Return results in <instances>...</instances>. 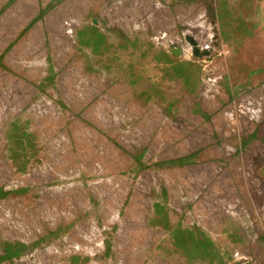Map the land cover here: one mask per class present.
Segmentation results:
<instances>
[{
    "label": "rangeland",
    "instance_id": "rangeland-1",
    "mask_svg": "<svg viewBox=\"0 0 264 264\" xmlns=\"http://www.w3.org/2000/svg\"><path fill=\"white\" fill-rule=\"evenodd\" d=\"M1 53L0 189L25 191L0 199V255L26 247L1 264H204L151 224L157 202L225 264H264V0H0Z\"/></svg>",
    "mask_w": 264,
    "mask_h": 264
},
{
    "label": "trees",
    "instance_id": "trees-1",
    "mask_svg": "<svg viewBox=\"0 0 264 264\" xmlns=\"http://www.w3.org/2000/svg\"><path fill=\"white\" fill-rule=\"evenodd\" d=\"M9 2V1H8ZM49 4L45 8H42L38 11L37 16L33 19L31 24L36 20H40L45 12L51 7ZM27 29V28H25ZM23 32V31H22ZM21 33H19L20 35ZM78 44H82L83 46L89 45L91 47V51L94 54H99L102 50L106 49L105 37L104 35L97 29L95 26L86 27L77 32ZM4 53L0 54V67L2 66V59ZM47 62L49 64L47 76L40 82L39 86L43 89L46 84H51L54 80V72L51 67L50 57L47 56ZM38 86V87H39ZM39 87V88H40ZM59 105L63 107V103L59 101ZM257 132L254 131L251 133L245 140H243L242 145L246 146L249 141L256 140L260 137L256 136ZM8 138L11 141L14 140L17 144V148L25 149L27 145H29L31 141V136L25 133L24 130L21 129L18 121H13L10 124L8 129ZM24 139V141L22 140ZM260 142L264 144V137H261ZM11 152V160L17 171H24L26 169L25 162L20 161L22 159L21 155H18L15 152V149H10ZM194 153L182 156L179 158L169 159L167 161L154 163L156 166L160 167H172V166H185L189 165L194 161ZM133 159L136 162V168L139 169L142 167V153L136 152L133 154ZM25 191L18 190L14 192L6 191L0 189V199L7 197L11 193H21ZM160 195L162 196V201H166V191L165 189H161ZM154 210V218L152 219L151 224L154 226H159L165 231L169 232L172 238V250L175 251L176 247H181L183 243V247L180 250L181 255L184 256L191 263L194 261V258H199L204 264H225L224 259L220 252L216 249L213 241L204 234L201 230H193V229H185L179 225L173 226L169 222V216L167 214L166 205L160 202H157L153 205ZM26 247L22 244H11L4 243L3 252L0 255V264L7 261H12L14 258H18ZM107 250H109V245L107 246ZM177 250V248H176ZM80 259L83 263L88 261V258H79L77 256H73L71 258L72 264H77L76 260Z\"/></svg>",
    "mask_w": 264,
    "mask_h": 264
},
{
    "label": "water",
    "instance_id": "water-1",
    "mask_svg": "<svg viewBox=\"0 0 264 264\" xmlns=\"http://www.w3.org/2000/svg\"><path fill=\"white\" fill-rule=\"evenodd\" d=\"M93 23H95V22H93ZM191 43H192V46H193V48H192V54H193L194 56L198 57L200 54H201V55H207V51H203V52L200 53V50H199V48L195 45V43H194V42H191ZM174 54H178V53H177V52H174Z\"/></svg>",
    "mask_w": 264,
    "mask_h": 264
}]
</instances>
